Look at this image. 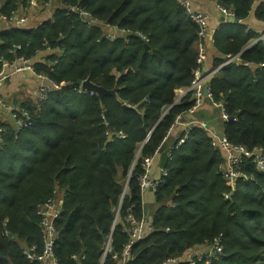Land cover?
<instances>
[{
	"label": "trees",
	"instance_id": "trees-1",
	"mask_svg": "<svg viewBox=\"0 0 264 264\" xmlns=\"http://www.w3.org/2000/svg\"><path fill=\"white\" fill-rule=\"evenodd\" d=\"M58 1L81 7L93 23L55 9L53 19L45 17L32 28L0 26V70L3 60L24 56L37 73L69 85L38 108L36 101L12 105L28 111L30 125L17 128L0 119V264H38L23 250L42 249L37 207L53 190L62 199L55 220L57 264H100L103 238L110 232L119 256L128 240V216L139 220L146 214L141 162L159 151L167 175L153 193L152 230L132 245L129 264H162L217 236L222 253L212 264H264V172L246 159L242 169L252 178L239 181L225 199L221 154L201 127L193 125L181 144L175 138L163 144L176 115L192 104L190 92L174 101L197 68L193 20L176 0ZM216 1L237 22L222 24L213 35L217 53L211 67L236 53L251 65L222 66L207 82L210 98L224 103L231 117L218 123L228 140L251 150L264 146V46L258 41L246 48L257 37L239 23L253 0ZM21 5L25 0H0L7 16ZM256 7L255 16L264 21V3ZM86 78L105 89L116 86L117 98L106 95L101 107L96 94L75 90ZM104 264L118 261L107 255Z\"/></svg>",
	"mask_w": 264,
	"mask_h": 264
},
{
	"label": "built area",
	"instance_id": "built-area-1",
	"mask_svg": "<svg viewBox=\"0 0 264 264\" xmlns=\"http://www.w3.org/2000/svg\"><path fill=\"white\" fill-rule=\"evenodd\" d=\"M177 3L184 9L185 13L193 20L197 26V39H198V52L196 56L197 68L193 72V78L190 82V86L186 89H183L180 98H175L176 103L180 101L187 92H190V100L192 101L191 106L185 112L186 114L192 115L197 109L202 105L203 98L205 97L203 93V87L207 84L208 80L224 65L229 63L242 64L245 66H250V62L243 61L239 53L236 54H227L221 64L216 67H211L207 70L204 66L207 53L205 42L209 39V24L208 16L199 11H195L191 7L190 0H176ZM35 8L38 11H43L47 19H53V12L55 9H60L67 13H76L88 24L93 23L91 15L83 10L79 6L75 5H64L58 0H25V6H20L15 14L9 16L2 13L0 10V26L3 24L6 25L7 29L10 28H20L27 29L35 27L29 21L28 15L25 14V10L28 8ZM216 7L220 11L224 21L235 22V16L233 12L216 1ZM44 19V18H43ZM117 31V30H116ZM123 32V30H120ZM113 34L105 35L107 39L112 40L115 36ZM137 36L142 38L145 42L148 38L143 35L141 32L135 33ZM261 41L264 46V32L261 33L257 38H255L254 43ZM249 44L246 48L250 47L252 44ZM20 45H17L16 48H19ZM49 49V48H48ZM3 68L0 70V87H2L5 82L15 74H30L35 79L38 80L36 87V107L40 106L41 101L48 98V96L62 88L68 87L66 82H55L50 80L45 75L37 73L34 69L31 59L24 56L16 57L13 60H3ZM262 63L260 66H263ZM78 92H85L82 90L80 85L74 88ZM207 97H209L213 107L219 109V115L221 119H228L224 103L214 101L210 98L209 89ZM92 93V92H91ZM0 119L3 121H13L14 125L17 128H22L24 126L30 125V115L28 111L24 108L19 110H13L12 107L0 99ZM2 110L5 113H2ZM177 114L170 130L176 125L180 124V118L183 114ZM184 126V134L179 137L175 144H181L184 142L186 135L189 129L193 125H198L201 127L210 138V144L213 148L217 149L221 154V163L219 165L221 177L227 186V190L222 193L225 199H229L236 188V185L239 181L250 180V177L243 169L242 164L246 159H250L254 168L257 172H264V146L256 147L253 149H248L242 144H234L228 140L226 135L221 131L220 127L211 125L205 120H192L190 122L181 123ZM169 130V132H170ZM169 134V133H168ZM167 156L170 157V152H167ZM153 160L152 157H146L141 162V167L144 170V173L139 177V188L141 194L145 191L150 190L152 193L163 184L164 177L167 175V171L162 169L160 176L155 177L152 173L151 163ZM62 199L56 190H53V196L48 200L41 203L37 207V215L39 217V226L42 233V249L40 252H37V246L32 245L30 248H25L23 254L31 262H37L38 264H57V259L54 255V244L59 239V231L56 228L55 220L59 215V203ZM173 206V204H171ZM118 216V209L115 210V218ZM128 226L125 231L128 234V240L124 244L122 252L117 256L114 251L111 254V232L104 236L103 243L101 246V256L100 264H104V260L107 255L111 258L116 259L118 264H129L130 260L133 259L131 253L132 245L143 239L146 233L152 230V222L150 218L146 215L135 220L132 215L128 216ZM116 223V222H115ZM205 248L202 252L198 254H189L182 256L169 257L162 262V264H178L180 262H187V264H195V261L203 262L204 264H212L217 260L222 253V244L220 236L213 238L209 243L204 244ZM36 251L37 253H33ZM72 259L78 258L76 255H71Z\"/></svg>",
	"mask_w": 264,
	"mask_h": 264
},
{
	"label": "crops",
	"instance_id": "crops-1",
	"mask_svg": "<svg viewBox=\"0 0 264 264\" xmlns=\"http://www.w3.org/2000/svg\"><path fill=\"white\" fill-rule=\"evenodd\" d=\"M190 1L193 10L203 12L208 16L209 37L211 34V30L214 27H217L218 30L222 24L228 23V21L221 20L222 15L216 7V0H190ZM259 3H264V0H253V7L249 11L247 17L243 21L240 22L238 21L239 23L244 25L245 31L249 30L251 32H254L256 34V37L264 32V21L259 20L255 16V12L257 8L256 6ZM26 14L28 15L29 21L32 25H36L39 21L45 18V13L43 11H38L33 7L28 8ZM254 40L255 38L251 39L249 41V44L254 43ZM213 44L214 42L210 38L207 39L205 42L207 57L204 66L207 70L211 69L212 57L217 53ZM37 84H38V80L35 79L30 74H15L11 76L2 87H0V99H2L4 103L10 105L11 107L12 105L18 104V102L21 100H24L26 102L27 101L31 102L32 105L33 103H35ZM182 92L183 89H178L176 91V98H180ZM217 111H219V109L213 107L209 97L205 96L203 98L201 107L197 109L192 115L186 113L182 115V117L180 118V124L176 125L170 130L169 135L163 139V144L169 142V140H173V138H175V142H176V140L180 137L178 136V134L184 131V126L181 123L190 122L192 120L197 119V120H205L209 124L215 125L216 127L217 124L220 122V119H218ZM2 113H5V111L2 110ZM161 156H162V152L160 151L153 156L151 169L155 177H159L162 171L160 167ZM151 195L153 196V193L150 190H147L142 194V204L144 210L146 207V200L148 199V197L151 198ZM145 215L147 216V214ZM204 248L205 245L193 247L189 251H187L186 255L198 254L202 252Z\"/></svg>",
	"mask_w": 264,
	"mask_h": 264
},
{
	"label": "water",
	"instance_id": "water-1",
	"mask_svg": "<svg viewBox=\"0 0 264 264\" xmlns=\"http://www.w3.org/2000/svg\"><path fill=\"white\" fill-rule=\"evenodd\" d=\"M224 18L223 17H221V20H223ZM216 30H217V27H214L212 30H211V34H210V39H212V36L215 34V32H216ZM145 48H147V45H145ZM80 87H81V89L82 90H85L86 92H92V93H94V94H96L97 95V97L99 98V101H100V104H101V107H103L104 106V97L106 96V95H110V96H114L115 98H117V94H116V86H114L112 89H105V88H103V87H101V86H99V85H96V84H94L93 82H91L90 81V79L89 78H86L85 80H83L82 82H81V84H80ZM208 85L207 84H205L204 85V87H203V93H204V95L206 96L207 95V93H208ZM173 105V104H172ZM171 105V106H172ZM125 106V105H124ZM170 106V107H171ZM105 111L103 110V117H105ZM228 119H231V117H228ZM155 126H153V128H154ZM152 128V129H153ZM150 132H151V130L148 132V135L150 134ZM61 204H62V200L60 201V203H59V209H60V207H61ZM66 223H68V220H67V222ZM7 235L8 236H11V233L10 232H7ZM111 254H113V250H111V252H110Z\"/></svg>",
	"mask_w": 264,
	"mask_h": 264
},
{
	"label": "rangeland",
	"instance_id": "rangeland-1",
	"mask_svg": "<svg viewBox=\"0 0 264 264\" xmlns=\"http://www.w3.org/2000/svg\"><path fill=\"white\" fill-rule=\"evenodd\" d=\"M217 115H218V119L221 120L220 115H219V111H217ZM157 205L154 202V197L151 195V198L148 197V199L146 200V207H145V213L147 214L148 218H151L155 209H156Z\"/></svg>",
	"mask_w": 264,
	"mask_h": 264
},
{
	"label": "bare ground",
	"instance_id": "bare-ground-1",
	"mask_svg": "<svg viewBox=\"0 0 264 264\" xmlns=\"http://www.w3.org/2000/svg\"><path fill=\"white\" fill-rule=\"evenodd\" d=\"M174 103H176V101H174ZM174 103H173V104H174Z\"/></svg>",
	"mask_w": 264,
	"mask_h": 264
}]
</instances>
